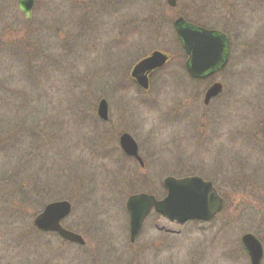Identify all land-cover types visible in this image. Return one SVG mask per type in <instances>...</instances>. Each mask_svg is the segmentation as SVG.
I'll return each instance as SVG.
<instances>
[{
  "label": "rangeland",
  "instance_id": "obj_1",
  "mask_svg": "<svg viewBox=\"0 0 264 264\" xmlns=\"http://www.w3.org/2000/svg\"><path fill=\"white\" fill-rule=\"evenodd\" d=\"M48 1L31 28L16 0H0V264H233L216 255L217 242L245 232L261 241L264 264V0L206 1L204 23L230 41L216 75L223 91L206 107L166 0ZM189 4L176 8L189 17ZM152 50L171 58L144 90L130 71ZM122 132L140 143L145 167L119 160ZM168 175L212 181L221 212L182 224L151 213L131 243L126 198L162 196ZM54 200L70 202L62 224L84 245L34 228Z\"/></svg>",
  "mask_w": 264,
  "mask_h": 264
},
{
  "label": "water",
  "instance_id": "obj_2",
  "mask_svg": "<svg viewBox=\"0 0 264 264\" xmlns=\"http://www.w3.org/2000/svg\"><path fill=\"white\" fill-rule=\"evenodd\" d=\"M171 6L175 0H167ZM33 0H18L17 8L28 19ZM177 33L183 42L187 54H190V65L187 72L192 77L211 74L214 66L222 59L225 46L222 34H216L213 30L199 28L192 30L189 27L178 25ZM167 60V55L153 51L151 54L137 62L131 71V76L143 88H148L147 74L151 70L162 66ZM206 72V73H205ZM222 85L214 82L204 94V103L221 91ZM99 118L107 119V103L101 99L97 105ZM119 144L124 153L134 156L140 164L141 158L137 153V144L128 133H122ZM166 195L156 200L153 195L140 193L131 195L126 201V209L129 214V238L135 240L143 220L153 207L156 212L167 220L181 223L190 219L208 220L218 213L223 206V198L218 194L213 183L203 180L197 175L181 178L168 176L163 180ZM70 212L68 201H55L47 204L42 212L35 216L34 225L44 231L57 232L63 239L70 242L83 244L79 234L69 231L60 225V220ZM242 242L248 251L251 264H259L262 256V245L258 239L250 233L242 236Z\"/></svg>",
  "mask_w": 264,
  "mask_h": 264
},
{
  "label": "flooded vegetation",
  "instance_id": "obj_3",
  "mask_svg": "<svg viewBox=\"0 0 264 264\" xmlns=\"http://www.w3.org/2000/svg\"><path fill=\"white\" fill-rule=\"evenodd\" d=\"M17 1L18 0H16V3H15V6H16V9H17V11H18V8H17ZM207 0H190V7H188V10H187V13H189V17H186L185 16V14H184V11L185 10H177V8H176V6H177V0H175V5L174 6H168V7H170L171 9H173L174 11H175V14H174V18L171 20V22H172V27H173V29H174V31L175 30H177V25H176V22L178 21V20H180V23L178 24V25H186V26H189L191 29H194V30H196V29H198V28H206V29H209V30H211L209 27H207V24L206 23H204V21H205V11L207 10V5L206 4H208V2H206ZM42 3L41 4H39V2H38V0H33V3H32V6H31V9H30V12H29V17H28V19H26V17H25V15L24 14H22L21 12H19L18 11V13H19V15H20V13H21V15H23V17H24V20L26 21V23H27V25H28V27H31V28H34V26H35V24H34V13L36 12V13H39L37 16L39 17V18H41L43 15H45V13L42 11V8H41V6H43V5H45L47 2H49L48 0H43V1H41ZM53 5H54V3H53ZM62 5H66V0H61V1H59V8H61L62 7ZM176 8V9H175ZM48 12H46V14H47ZM20 15V16H21ZM201 16V17H200ZM202 19V20H201ZM41 22V21H40ZM40 24V23H39ZM177 41H178V43H179V40L177 39ZM224 42H225V51H224V54H223V56H222V60L223 61H225L224 62V64L223 65H220V63L217 65V66H215L214 67V69H213V71H212V73L211 74H207V75H200V76H198V77H192L189 73V77H190V79L192 80V81H203L204 83H205V87H204V91H203V97H204V93H205V91L207 90V88L208 87H210V85L212 84V83H214V82H216L217 80H216V75H217V73H219L220 71H222V70H224L226 67H227V65H228V60H229V49H230V41H229V39L228 38H226L225 37V39H224ZM180 44V43H179ZM181 46V50H180V54H181V63H183V65H184V67H185V70H186V72H187V67H188V65H190V54H186L185 52H184V50L182 49V44L180 45ZM159 51H162V50H159ZM163 52V51H162ZM164 53H166V52H164ZM167 54V53H166ZM170 58H171V56L168 54V60H167V62L170 60ZM188 64V65H187ZM156 71H158V69H156V70H153V71H151L149 74H148V80H149V82L151 81L150 80V77H152V75L154 74V73H156ZM206 73V72H205ZM222 91H223V86H222V88H221V91L217 94V95H215L214 97H212V98H210L209 100H208V102L207 103H204V101H203V99H202V105L204 106V107H206V106H208L209 104H211L212 103V101L214 100V99H216L217 97H219L220 95H221V93H222ZM190 116H191V113H190ZM191 119V118H190ZM121 134V133H120ZM120 134L118 135V138H117V145L115 146V143L116 142H114V146H113V148L112 149H115V150H117L118 152H119V154H120V158H119V160H121V158L122 159H124V162H127V161H133L134 163H136V164H138V166H139V168H142L143 166L145 167V165H146V159L144 158V156L140 153L141 152V149H140V143L138 142V141H136L135 139V141H136V143H137V148H138V155L140 156V158L143 160V164L142 165H140V163L136 160V158H134L133 156L131 157V156H127L126 154H124V152H122V150L120 149V146H119V136H120ZM162 188V187H161ZM145 193H150L149 191H147L146 190V192ZM154 195V194H153ZM156 198H157V196L156 195H154ZM125 206V205H124ZM151 213V212H150ZM150 213H149V215H150ZM126 216H127V227H128V214H127V211H126ZM157 219L159 218H161V219H163L160 215H158L157 217H156ZM214 218V217H213ZM213 218H211L210 220H208V221H205V222H209V221H211ZM188 222H190V220L188 221ZM191 222H194V221H191ZM171 223H173V222H171ZM211 228V227H210ZM206 229H209V227H207ZM142 230V229H141ZM141 230H140V232L137 234V236H136V238H135V241H133V242H131V243H135L136 242V239H137V237L139 236V234L141 233ZM244 233H242V235H243ZM220 235H221V233H218V238L220 237ZM242 235L240 236V238H239V240L237 241V242H234L233 244H228V243H225V242H217V244L219 245V246H217L216 247V249H219L220 251L218 252V254L216 253V255H220V258L222 257V259L224 260V261H231L233 264H251V262H250V259H249V256H248V252L246 251V249H245V247L243 246V244H242V241H241V237H242ZM162 243L160 242V241H158L155 245L157 246V245H161ZM207 245H209V246H211V247H213L212 245H214L213 244V242H211V243H207ZM221 245V246H220ZM228 245H230V248H229V251H227L226 250V248H227V246ZM155 246V247H156ZM222 246H223V248H222ZM211 247H206L205 249H202L201 251V253H204L205 252V255L207 256V255H210V252H209V250H212V248ZM204 248V247H203ZM213 250H215V248L213 249ZM212 254H215V253H213V251H212ZM262 257H263V255H262ZM220 258H217V260H219ZM261 261H262V258H261V260H260V263H261ZM97 264H99V263H97ZM220 264H224L223 262H220Z\"/></svg>",
  "mask_w": 264,
  "mask_h": 264
}]
</instances>
